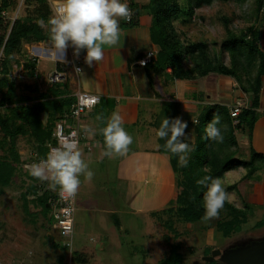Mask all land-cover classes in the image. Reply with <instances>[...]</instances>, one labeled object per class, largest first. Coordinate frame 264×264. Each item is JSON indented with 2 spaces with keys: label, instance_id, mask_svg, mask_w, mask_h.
I'll return each mask as SVG.
<instances>
[{
  "label": "rangeland",
  "instance_id": "obj_1",
  "mask_svg": "<svg viewBox=\"0 0 264 264\" xmlns=\"http://www.w3.org/2000/svg\"><path fill=\"white\" fill-rule=\"evenodd\" d=\"M15 1L14 12L7 16L13 19L14 14L18 11L15 16L33 19L37 4L28 5L24 4V0ZM180 2L182 1L180 0ZM253 6L252 1H248L244 5L236 4L233 1L214 3L209 7L196 10L191 22L176 23L175 26L184 42L202 43L212 54L217 55L220 54L222 44L227 36L221 18L226 17L230 20L229 28L232 32L237 33L243 29L245 31L246 27L254 20L251 15ZM51 16H54L53 11ZM39 24L43 30L47 28L45 23L40 22ZM248 47L249 45L244 44L246 51ZM23 48V54L18 55V60L22 61L26 55L30 59L36 58L39 69L37 74L40 76L31 80L25 76L24 72L25 78L23 77L20 80L22 82L18 83L17 94L24 98L36 97L38 93H42L44 89L48 88L49 75L54 72L55 62L36 56L31 45L28 46V49ZM70 56L71 52L67 53L65 62H69ZM220 56L223 57L225 65H228V55L224 53L223 56L221 54ZM185 65L188 67L190 62H186ZM16 71L14 70L13 74H16V77L21 76L22 71L18 73ZM159 77L155 80L150 77L152 80L150 91L156 96L163 97L162 101L173 98L180 104L184 100L182 94L184 97H191L192 84L177 80L164 82L163 78ZM206 78L218 79L219 76L210 74L203 79ZM149 94L151 92H148ZM206 112L205 106V110L202 108L203 118L206 117ZM46 121L47 116L42 115V122L45 124ZM140 128H142V124L132 129H126L133 137V141L136 139L137 133L139 134ZM188 129H190L189 134L185 135L192 145L195 141V134L192 128ZM146 134L148 135V133ZM235 137L238 142V155L242 157V160H248L249 158L244 154L245 150L241 145L243 138L241 139L239 133H236ZM144 141H141L143 147L147 146L143 145L146 143ZM157 143L155 142L157 148L156 154H154L157 155V160L155 156L146 158L145 154H141L138 162L133 165L128 162L124 163L121 169L123 180H117L121 178V165H118V172L115 173L117 166L115 162L119 164V155H116L115 158L109 156V160L102 165V168L98 163H91L89 168L93 172V177L91 180H87L84 175L80 177L81 185L76 193L73 215V234L71 239H65L53 227L52 220H48L51 212L44 215L41 212V207L29 200L27 205L29 212L26 213L24 210L23 195L27 186L31 184L27 178L30 170L26 165H31L29 157L33 152V144L28 137H19L17 150L22 164L19 166L13 182L0 195V264H79L78 262L74 263L77 258L84 259L85 264H161L168 258L172 248L176 249V252L181 256L180 264H220L218 257L213 262L204 261V250L210 248L212 251L223 252L227 249L243 247L250 242L264 240V225L262 227L255 226L256 223L262 221L264 216L262 208L258 212L256 211L258 206H255L254 212L249 216L248 222L242 226L241 231L228 238H225L216 229V223L221 220V216L210 218L202 223L188 224L174 211L170 212V209L175 208L174 201L180 190L178 187L180 177L171 170L172 166L167 161L168 158H164V155L159 152V143ZM88 144L86 138H80L78 148L85 163ZM136 146L132 143L129 149L132 150ZM239 147H242V150ZM2 156L3 153L0 151V158ZM245 174V170L239 168L226 173L221 179L226 190L232 185H234L232 189L238 187L236 191H233L235 198L230 197L228 200L233 205L236 203L237 207L241 205V200L240 203L237 201V193L240 195L252 182V180H242ZM103 176L106 177L103 179ZM48 182L50 183V181ZM134 191L138 196L137 199L139 198L141 208L146 211L137 212L132 208V203L137 205L136 202H138V200H133ZM98 193L102 194L98 195ZM33 198L28 197L30 200ZM244 202L245 200L242 201V203ZM112 205L117 210L115 215L101 211L105 207L110 209ZM115 220H118L119 225L113 224ZM165 222L170 223V229L167 228L168 224L167 226L164 224Z\"/></svg>",
  "mask_w": 264,
  "mask_h": 264
},
{
  "label": "trees",
  "instance_id": "obj_2",
  "mask_svg": "<svg viewBox=\"0 0 264 264\" xmlns=\"http://www.w3.org/2000/svg\"><path fill=\"white\" fill-rule=\"evenodd\" d=\"M146 0L143 6L130 3L129 8L133 11V18L128 27L138 24L140 11L145 10L151 17L150 36L151 42L157 47L154 57L148 64L143 66L152 77L160 76L166 81H185L192 83L215 74L224 78H231L241 87L244 92L251 89L253 98L251 107L243 108L237 117V122L231 118L229 109L224 106L207 105L206 117L202 113L193 119L192 126L195 141L193 150L189 153L188 165L182 167L178 157L172 155L165 147V141L157 138L159 152L169 157L173 171L180 177L178 182L179 193L174 201L175 212L178 217L188 224L202 223L208 219L204 218V209L201 198L206 188L197 185L196 181L205 175H211L222 179L226 173L242 168L246 174L242 180L251 179L254 174L264 168V157L255 152H250L248 160H242L238 155V142L236 133L245 134L250 137L257 115L253 108L257 105V91L264 75V57L258 51V32L254 24L250 23L245 29L237 33L232 32L230 20L222 17V23L227 34L222 44L220 54L226 53L229 64L225 65L220 54H212L202 43H188L181 39L175 24H186L191 22L195 11L209 7L214 3H229L244 5L252 1L253 9L251 15L253 22L264 13V0ZM50 2L59 0H24V4H37L35 15L31 17H16L12 19L7 15L14 12L15 0H0V195L3 190L10 186L22 164L17 150L19 137H28L33 144L32 154L36 157L30 158L31 164L44 159L49 152V147L55 145L53 132L56 122L62 120L69 113L71 105L75 102L72 96L68 80L59 83H49L48 88L38 93L36 97L24 98L17 94V85L12 75V68L19 66L15 58L21 54L24 44L33 45L50 42L49 20L52 18ZM5 13V16H2ZM8 13V14H7ZM40 22L47 25L43 30ZM51 43V42H50ZM244 44L249 45L247 51ZM190 62L187 67L186 62ZM37 59H24V70L29 78H37ZM62 63L56 64L57 71H66ZM69 67V66H67ZM65 69V70H64ZM152 84V80H150ZM154 82V81H153ZM36 92V89H34ZM171 100L163 101L161 111L154 127L158 129L164 118L173 119L181 117L180 104ZM205 110V107H204ZM42 115L47 116V121L42 122ZM220 117L223 143H217L205 139V127L214 116ZM194 120L196 123H194ZM27 178L31 184L23 195V206L28 213V200L41 207V212L47 215L51 212V204L56 200V191L49 189V182L33 178L28 174ZM234 185L228 187L231 191ZM28 197H34L28 199ZM255 206L245 204L242 208L225 203L218 216L216 229L225 238L239 233L245 225L249 216L254 212ZM51 221V216L48 219ZM167 222V221H166ZM167 228H171L170 223ZM264 225L262 221L255 226ZM211 249L204 250V255L209 256ZM79 258L81 256L77 255ZM85 264L84 259H75L74 263ZM181 256L176 249H171L168 258L161 264H180Z\"/></svg>",
  "mask_w": 264,
  "mask_h": 264
},
{
  "label": "crops",
  "instance_id": "obj_3",
  "mask_svg": "<svg viewBox=\"0 0 264 264\" xmlns=\"http://www.w3.org/2000/svg\"><path fill=\"white\" fill-rule=\"evenodd\" d=\"M127 3L129 6L132 3H137L138 6H143L146 2L145 0H127ZM138 19V24L131 28L128 27V24L124 20L120 21L121 42L114 47L105 48L104 58L101 61L93 63L91 67L85 64V53L81 50V62L79 63L81 67L80 72L82 74V78L87 80V87H85L80 73L76 72L71 66L67 67V65H65L66 68L64 67L66 69L65 72L67 74L68 85L72 96L82 92L92 94L100 98L99 103L90 111L85 113L78 123L80 128V138H86L89 143V147L87 149L88 154L86 155L88 170L91 169L89 168L91 163H98L100 168H102V165L107 163L109 160V156H105L103 154L105 148L103 146V137L100 135L99 130L106 125V122L110 119L113 113H117L122 117L125 129H132L139 124H142V128H140L141 130L138 131L139 134L137 133V137L133 141V144L137 145L136 148H133L132 150L129 149L126 154L119 155V164L115 162L117 165L115 173L116 171L118 172V165H121V178H118L117 180H123L121 169L124 163L128 162L133 165L135 162H138L141 154H145L146 158L155 156V159L157 160V155H154L156 154L157 148L155 145V142L157 143V137L155 135L156 128L154 127V122L160 114L163 97L161 98L160 96H156L155 93L150 91L152 88V84L150 82L151 76L148 74V70H145L143 66L139 65V62L145 59L149 53L156 52L158 49L151 42L149 30L151 17L145 10H141ZM253 24L254 28L258 32V51L264 57V13L261 14L259 20L257 19L253 22ZM40 44L41 43L34 44V46L31 45L34 54L36 49H42V51L46 54L40 57L42 59L53 60L55 62V70L56 64L61 63V60L54 58L57 55L53 54L51 44H45L44 42L42 45ZM28 46V44L23 45V47L27 49ZM23 49L21 54H23ZM71 50V48H68L65 51L64 58H66L65 56H67V53ZM50 54L53 55L50 56ZM35 55L39 56L37 54ZM18 57L19 56H15L17 60ZM24 59L29 60L30 58L26 55L24 56ZM24 59H22V61L18 60L20 65L12 68V75L15 77V80H17V82H15L16 85H18L19 82L21 83L22 81L20 80L24 77ZM14 70H17V73L22 71L20 73L21 76L16 77L17 75L13 74ZM38 70L37 62V71ZM39 76H37V78ZM157 78L158 76L152 75V79L155 80ZM30 79L34 80L35 78ZM163 80L164 82L166 81L165 78H163ZM190 84H192L190 89L193 90L191 97H184L182 94L181 96H183L184 100L180 103V118L188 125L185 130V134H189V127L193 129V121L191 120L196 119L202 113V108L204 109L207 105L224 106L229 109V107L233 106L236 102H240L246 107H251V100L253 98L251 89L248 90L249 92H244L233 79L219 76L218 79L202 78L201 80L199 79L197 81H193ZM148 92H151V94L148 95ZM174 101L177 102L178 100L174 99ZM253 109L257 115V120L253 126L250 137L239 133L241 135V139L243 138L241 145L243 146V150H245L244 154L248 158L250 152H255L264 157V75L261 77V83L257 91V105ZM146 133H148V135ZM141 141L146 142L143 145L147 146L143 147V142L141 143ZM239 148L242 150V147ZM163 155L164 158H168L167 161L170 163L169 157L165 154ZM115 156L116 154L112 155V158H115ZM133 171L134 170L132 169V172ZM105 177L106 176H103L102 178L104 179ZM249 180H252L251 185L245 188L242 192L243 194L241 193L239 195L237 193L238 203H240L241 200V205L238 208H242L245 204H250L256 207L258 206L256 209L257 212L260 208H262V211L264 212V168L262 171L254 174L252 179ZM237 189L238 187L232 189L229 193H233V191H236ZM99 194L102 193H98V195ZM133 195L134 201L139 199H137L138 196L135 195V191ZM243 200H245L244 203H242ZM232 202L234 203L235 201ZM136 203L137 205L132 203V208L135 211H146L141 208L139 200ZM101 211H104L106 214L111 213L115 215L117 210L116 207L112 205L110 209L105 207L101 209ZM118 223V220H115V223L113 224L119 225Z\"/></svg>",
  "mask_w": 264,
  "mask_h": 264
},
{
  "label": "clouds",
  "instance_id": "obj_4",
  "mask_svg": "<svg viewBox=\"0 0 264 264\" xmlns=\"http://www.w3.org/2000/svg\"><path fill=\"white\" fill-rule=\"evenodd\" d=\"M132 12L127 0H59L55 15L49 20V38L53 53L61 61L65 51L73 50L79 56L85 53L84 62L91 67L93 63L104 58L105 48H111L121 42L120 21L130 20ZM76 72L82 74L80 69ZM87 87V80L82 78ZM99 97H93L90 103H97ZM220 117L214 116L205 127V139L223 143L224 136ZM187 123L181 118H164L160 127L155 130L158 139L164 140V147L178 157L182 167L188 165L189 153L193 146L186 139ZM104 155L126 154L133 143V137L123 126L122 117L113 113L106 125L101 128ZM82 154L75 141H66L60 147L52 149L38 163L26 165L33 178L50 181L49 187L57 190L66 198L74 197L81 185V175L91 180L93 172L81 158ZM197 185L206 188L201 202L204 218L210 219L219 215L230 197L222 181L218 177L205 175L196 181Z\"/></svg>",
  "mask_w": 264,
  "mask_h": 264
},
{
  "label": "built area",
  "instance_id": "obj_5",
  "mask_svg": "<svg viewBox=\"0 0 264 264\" xmlns=\"http://www.w3.org/2000/svg\"><path fill=\"white\" fill-rule=\"evenodd\" d=\"M59 2H50L51 10L53 11V14L55 15V10L58 6ZM131 10V8H130ZM264 11V8H263ZM132 16L130 20L125 21L126 23H130L133 18V11ZM18 11H16L17 15ZM2 16H5V13H2ZM17 16H14L13 19H15ZM71 56L69 59V62H64L65 65L71 66L76 69H80L81 67L79 63L81 62V57L74 56L73 50L70 51ZM155 52H151L147 55L145 59L139 62V65L145 66L150 62V60L154 57ZM67 80V74L66 72L57 71L54 70L53 73L49 75L48 83H59V82H65ZM75 102L71 105L69 109V113L65 115V117L62 120H59L56 122L53 132V139L55 141V145L49 147V152L57 147H60L64 142L66 141H75L77 145H79L80 141V128H79V121L81 120L82 116L90 111L92 108H94L98 103H90L91 99L93 97H97L92 94L88 93H77L75 96ZM243 108H246V106L243 103L236 102L233 106L229 107V113L231 118L234 120V124L237 122V117L239 116L241 110ZM196 123V121H194ZM48 152V153H49ZM32 158L36 157L34 154L31 155ZM38 163V162H37ZM49 189H51L49 187ZM53 190V189H51ZM56 191V200L52 202L51 204V220L53 222V227L60 232V234L65 239H71L73 234V225H74V212H75V199L76 195L74 197L66 198L63 195H61L57 190ZM67 245V244H66Z\"/></svg>",
  "mask_w": 264,
  "mask_h": 264
},
{
  "label": "water",
  "instance_id": "obj_6",
  "mask_svg": "<svg viewBox=\"0 0 264 264\" xmlns=\"http://www.w3.org/2000/svg\"><path fill=\"white\" fill-rule=\"evenodd\" d=\"M51 44L50 42H44ZM218 257L220 264H264V240L254 241L243 247L212 251L204 261L213 262Z\"/></svg>",
  "mask_w": 264,
  "mask_h": 264
},
{
  "label": "bare ground",
  "instance_id": "obj_7",
  "mask_svg": "<svg viewBox=\"0 0 264 264\" xmlns=\"http://www.w3.org/2000/svg\"><path fill=\"white\" fill-rule=\"evenodd\" d=\"M42 48H43V47H42ZM35 52H36V54L39 55V56H44V54H46V53H44V52L42 51V49H36Z\"/></svg>",
  "mask_w": 264,
  "mask_h": 264
}]
</instances>
